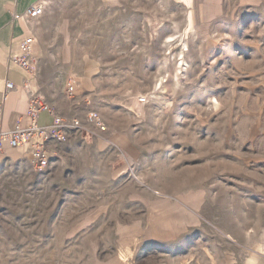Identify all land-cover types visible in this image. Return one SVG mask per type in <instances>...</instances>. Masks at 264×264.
I'll list each match as a JSON object with an SVG mask.
<instances>
[{
  "label": "rangeland",
  "instance_id": "rangeland-1",
  "mask_svg": "<svg viewBox=\"0 0 264 264\" xmlns=\"http://www.w3.org/2000/svg\"><path fill=\"white\" fill-rule=\"evenodd\" d=\"M44 2L65 129L0 155V264H264V0Z\"/></svg>",
  "mask_w": 264,
  "mask_h": 264
},
{
  "label": "crops",
  "instance_id": "crops-1",
  "mask_svg": "<svg viewBox=\"0 0 264 264\" xmlns=\"http://www.w3.org/2000/svg\"><path fill=\"white\" fill-rule=\"evenodd\" d=\"M40 1L44 2V0H0V103L5 130L15 128L18 119L27 113L32 96L39 92L36 75L28 73L14 64L11 59L19 54L21 41L30 34L36 38V51L40 47L42 33L37 25L41 17L35 20L29 16L32 5ZM214 16L205 13L203 20L210 23ZM192 18L195 19L193 14H191ZM7 81L13 83V87L5 93ZM43 113L51 119L50 124L41 125L40 117ZM53 120L54 118L47 111H42L38 123L40 126H48ZM15 150L19 149L6 145L0 155L18 152ZM21 150L29 152L27 147Z\"/></svg>",
  "mask_w": 264,
  "mask_h": 264
},
{
  "label": "built area",
  "instance_id": "built-area-1",
  "mask_svg": "<svg viewBox=\"0 0 264 264\" xmlns=\"http://www.w3.org/2000/svg\"><path fill=\"white\" fill-rule=\"evenodd\" d=\"M46 11V4L43 1L36 2L29 10V16L32 19H40ZM36 38L30 34L23 38L20 43V52L12 57L11 61L33 74L37 70L38 59L35 50ZM13 87V83L7 81L5 84V93ZM69 94H74V86L71 85ZM47 111L53 118V123L48 126H40L38 123L39 114ZM90 120H99L95 113H90ZM78 121H76L75 124ZM65 129V123L57 115L56 107L49 96L36 93L32 96L27 113L18 119L15 128L5 130L3 125V116L0 103V154L4 152L6 145L14 149L27 147L31 153V163L35 168L44 169L49 166L51 155L48 144L55 139H59Z\"/></svg>",
  "mask_w": 264,
  "mask_h": 264
},
{
  "label": "bare ground",
  "instance_id": "bare-ground-1",
  "mask_svg": "<svg viewBox=\"0 0 264 264\" xmlns=\"http://www.w3.org/2000/svg\"><path fill=\"white\" fill-rule=\"evenodd\" d=\"M171 40H172V39H171ZM171 40H170V41H171Z\"/></svg>",
  "mask_w": 264,
  "mask_h": 264
}]
</instances>
